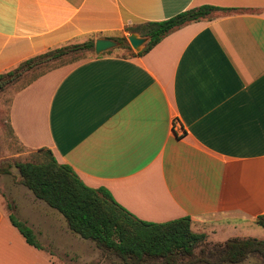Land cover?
Listing matches in <instances>:
<instances>
[{
    "label": "crops",
    "instance_id": "crops-1",
    "mask_svg": "<svg viewBox=\"0 0 264 264\" xmlns=\"http://www.w3.org/2000/svg\"><path fill=\"white\" fill-rule=\"evenodd\" d=\"M204 4L233 10L141 56L95 54L49 70L12 94L7 117L21 146L49 149L136 217L189 216L194 232L222 242L249 237L264 214V0H0V73ZM29 194L13 191L16 216L42 249L11 223L0 193V264L85 261L93 243Z\"/></svg>",
    "mask_w": 264,
    "mask_h": 264
},
{
    "label": "trees",
    "instance_id": "trees-1",
    "mask_svg": "<svg viewBox=\"0 0 264 264\" xmlns=\"http://www.w3.org/2000/svg\"><path fill=\"white\" fill-rule=\"evenodd\" d=\"M231 10L204 4L164 20L126 26V32H137L148 38L138 52L131 50L124 34L111 38L119 41V47L131 50L130 56H141L174 30L192 22L210 20L221 12ZM94 42L95 38L90 37L83 42L63 44L23 60L14 68L0 73V91L25 72L46 62L60 60L81 50H94ZM105 54H110V50ZM35 154L37 159L33 161L0 163V174H9L13 166L17 168L19 182L36 199L58 211L70 232L92 242L102 254L118 258L122 264H238L254 254L264 260V239L231 237L222 242L209 243L205 234L191 229L189 216L164 222L142 220L119 204L107 189L85 185L70 166L58 163L49 149L40 148ZM9 208V219L26 242L42 249L33 230L16 217V206L9 203ZM255 224L264 227V214L256 217ZM202 243L209 251L196 256L194 249Z\"/></svg>",
    "mask_w": 264,
    "mask_h": 264
},
{
    "label": "rangeland",
    "instance_id": "rangeland-1",
    "mask_svg": "<svg viewBox=\"0 0 264 264\" xmlns=\"http://www.w3.org/2000/svg\"><path fill=\"white\" fill-rule=\"evenodd\" d=\"M129 33H132V32H127L125 34L127 44H129L127 40V35ZM137 34L140 35L139 33ZM131 50L134 51L132 47H131ZM131 50L125 47L124 48L116 47L110 50V54H115V55H120V56H130L132 52ZM93 55H95V52L93 49L92 50H81L76 53L65 55L60 60L46 62L39 67L33 68L30 71L25 72L18 80L12 82L4 90L0 91V163H4V162L13 163L14 161L25 162V161H33L37 159L35 151H28L27 149H25L23 146L20 145V143L15 138L9 126L7 115H8V106H9L12 94L16 90L21 88L22 86L26 85L27 83L31 82L33 79L37 78L39 75L49 70H52L54 68H58L61 66L69 65L71 63L83 60ZM19 179L20 177H19L17 168H15L14 166L11 168V172L9 174H0V193L4 196L6 200V208L7 210H9V212L11 211L9 208V203L11 205L17 206L15 199L13 198L15 195V194L13 195V191L16 194H20V195L26 196L28 194L30 197L29 193L31 192L23 184L19 182ZM14 213L16 215V209ZM253 229L254 231L249 233L250 234L249 237L261 238V239L264 238V227H261L255 224ZM207 242L214 243L211 241H207ZM88 243H92V242L88 241ZM91 245H92L93 252L89 256L83 258L85 259V261H82L80 259L81 258L80 255H77L78 259L73 258V260L69 259L68 257H62V256H60V258L62 259L64 264H89V263L122 264L118 258H115L113 256L108 257L105 254H102V252H100L94 246V244H91ZM207 251H209V248L202 243L194 249V254L196 256H199L202 254V252L206 253ZM247 259L248 261L246 264H264L263 258H261L259 255H256V254L249 256Z\"/></svg>",
    "mask_w": 264,
    "mask_h": 264
},
{
    "label": "water",
    "instance_id": "water-1",
    "mask_svg": "<svg viewBox=\"0 0 264 264\" xmlns=\"http://www.w3.org/2000/svg\"><path fill=\"white\" fill-rule=\"evenodd\" d=\"M129 45L135 52L140 51L144 44L147 42V37H142L136 32L129 33L127 35ZM119 41L109 37H97L94 42V52L96 55H101L113 48L119 47Z\"/></svg>",
    "mask_w": 264,
    "mask_h": 264
}]
</instances>
